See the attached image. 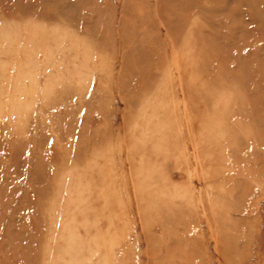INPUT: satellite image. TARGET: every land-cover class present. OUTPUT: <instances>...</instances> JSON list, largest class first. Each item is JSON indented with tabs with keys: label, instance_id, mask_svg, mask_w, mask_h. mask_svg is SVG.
<instances>
[{
	"label": "rangeland",
	"instance_id": "1",
	"mask_svg": "<svg viewBox=\"0 0 264 264\" xmlns=\"http://www.w3.org/2000/svg\"><path fill=\"white\" fill-rule=\"evenodd\" d=\"M0 264H264V0H0Z\"/></svg>",
	"mask_w": 264,
	"mask_h": 264
}]
</instances>
